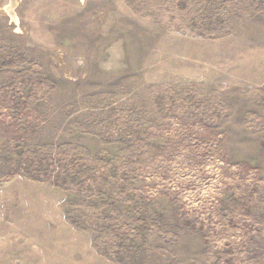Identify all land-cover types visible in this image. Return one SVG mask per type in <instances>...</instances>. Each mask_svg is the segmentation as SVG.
<instances>
[{
    "label": "rangeland",
    "instance_id": "1",
    "mask_svg": "<svg viewBox=\"0 0 264 264\" xmlns=\"http://www.w3.org/2000/svg\"><path fill=\"white\" fill-rule=\"evenodd\" d=\"M0 264H264V0H0Z\"/></svg>",
    "mask_w": 264,
    "mask_h": 264
},
{
    "label": "bare ground",
    "instance_id": "2",
    "mask_svg": "<svg viewBox=\"0 0 264 264\" xmlns=\"http://www.w3.org/2000/svg\"><path fill=\"white\" fill-rule=\"evenodd\" d=\"M13 2V1H12Z\"/></svg>",
    "mask_w": 264,
    "mask_h": 264
}]
</instances>
